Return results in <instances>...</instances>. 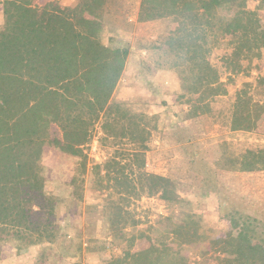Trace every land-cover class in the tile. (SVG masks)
<instances>
[{
	"label": "rangeland",
	"instance_id": "1",
	"mask_svg": "<svg viewBox=\"0 0 264 264\" xmlns=\"http://www.w3.org/2000/svg\"><path fill=\"white\" fill-rule=\"evenodd\" d=\"M32 1L99 22L105 46L129 49L113 102L149 117L150 142L148 150L138 151L125 141L105 139L97 126L84 148L85 165L82 158L47 144L43 176L56 200L58 225L53 251L69 252L71 259L0 240V264H104L152 245L166 250L164 264L264 261V162L251 171L231 164L264 150V48L241 50L227 37L211 46L206 64L198 66L165 44L177 26L167 13L187 18V6L177 10L170 5L164 11L157 0H104L92 10L86 0ZM258 6L259 0H248L244 9L264 19ZM207 65L211 69L205 74ZM217 80L221 92L214 95ZM240 100L238 121L250 116L248 130L234 127ZM49 134V140L62 138L57 125ZM230 142L231 149H216ZM150 175L158 179V189L151 192ZM126 179L134 182L131 196L120 192ZM163 189L180 199L166 200ZM112 206L128 210L137 224L111 232ZM192 221L191 243L182 244L171 231Z\"/></svg>",
	"mask_w": 264,
	"mask_h": 264
},
{
	"label": "trees",
	"instance_id": "2",
	"mask_svg": "<svg viewBox=\"0 0 264 264\" xmlns=\"http://www.w3.org/2000/svg\"><path fill=\"white\" fill-rule=\"evenodd\" d=\"M2 1L0 240L17 242L20 249H25L53 244L58 238L56 200L48 194L43 176L45 146L53 144L63 153L82 158L85 165L84 148L99 126L105 139L125 141L138 151L148 150L149 117L131 113L123 104L113 102L130 51L121 45L105 46L100 41L99 22L62 8L37 7L32 0ZM86 1L89 8L99 10L104 0ZM247 1L157 0L164 11L170 5L177 10L187 6V18L176 12L167 13L177 26L175 37L165 44L198 66L206 64L211 46L227 37H232L241 50L248 46L251 52L264 48V19L244 9ZM258 10L264 11V0H259ZM210 69L207 65L205 74ZM221 86L217 80L214 95L221 92ZM243 104L240 100L236 105L234 127L248 130L250 116H241L243 121H238ZM53 125L60 128L62 138L48 139ZM230 146L232 142L222 143L216 149L221 152L224 148L231 149ZM249 154V159L244 154L231 164L242 171H251L264 162L263 149ZM147 177L152 180L150 192L158 189V179ZM133 183L121 180L120 192L131 196ZM162 194L169 201L180 199L174 193L169 197L166 189ZM112 209L115 215L111 232L137 224L128 210L119 206ZM192 225L195 226L193 221L177 225L171 232L182 244H190L187 238L194 229ZM165 251L152 245L104 264H164ZM228 264H264V261L236 258Z\"/></svg>",
	"mask_w": 264,
	"mask_h": 264
},
{
	"label": "crops",
	"instance_id": "3",
	"mask_svg": "<svg viewBox=\"0 0 264 264\" xmlns=\"http://www.w3.org/2000/svg\"><path fill=\"white\" fill-rule=\"evenodd\" d=\"M0 6L2 7V3L0 1ZM113 14L112 11H108V14L107 15H111ZM3 16V15H2ZM2 24V22H0V25ZM115 29L117 30V28L115 27ZM58 244V240L53 243V244H50V243H46V244H43V245H37L38 248H41V252H43L46 256L49 255V256H56V257H60L62 260L68 262L70 261V256L68 255L69 252H66V253H62L61 255V252L59 251H53V246H56ZM52 246V247H50ZM67 255V256H66ZM48 258V257H47ZM69 264V263H68Z\"/></svg>",
	"mask_w": 264,
	"mask_h": 264
}]
</instances>
